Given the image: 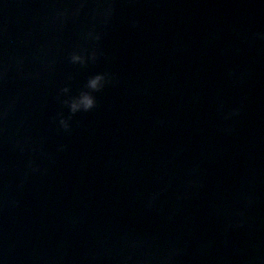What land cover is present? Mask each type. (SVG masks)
<instances>
[{"label":"water","instance_id":"obj_1","mask_svg":"<svg viewBox=\"0 0 264 264\" xmlns=\"http://www.w3.org/2000/svg\"><path fill=\"white\" fill-rule=\"evenodd\" d=\"M0 264H264V0H0Z\"/></svg>","mask_w":264,"mask_h":264},{"label":"clouds","instance_id":"obj_2","mask_svg":"<svg viewBox=\"0 0 264 264\" xmlns=\"http://www.w3.org/2000/svg\"><path fill=\"white\" fill-rule=\"evenodd\" d=\"M80 7H83V5H80ZM113 14V8L111 5H109L104 12L102 13L105 22H107L108 19ZM59 15L63 16L64 13H59ZM86 39L94 41L98 43L101 39V35L98 33H95L93 31H89L86 33ZM99 58L98 49L92 50L91 52H85L83 50H77L73 51L69 54L68 60L71 64H78V65H85L88 62L95 63L97 59ZM112 82L111 77L104 73H99L94 76H92L86 85V91L81 92L77 97L69 101H64V104L69 108L70 112L74 115L76 113H87L91 112L97 107V100L95 93H100ZM69 91L68 88H63L61 90V94H67ZM238 113L233 112L232 115H236ZM54 123L56 120L54 119ZM58 124L61 129H63L65 132H70L71 125L69 119L63 118V116H60L58 119ZM60 150H63L61 148ZM29 167L33 172L39 171L38 168L32 167L30 164Z\"/></svg>","mask_w":264,"mask_h":264}]
</instances>
